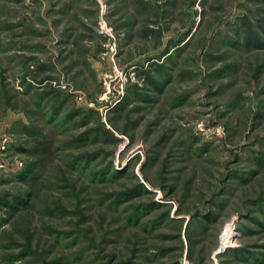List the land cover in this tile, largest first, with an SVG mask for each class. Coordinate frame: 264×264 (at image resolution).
<instances>
[{"label":"rangeland","instance_id":"1","mask_svg":"<svg viewBox=\"0 0 264 264\" xmlns=\"http://www.w3.org/2000/svg\"><path fill=\"white\" fill-rule=\"evenodd\" d=\"M0 264H264V0H0Z\"/></svg>","mask_w":264,"mask_h":264}]
</instances>
